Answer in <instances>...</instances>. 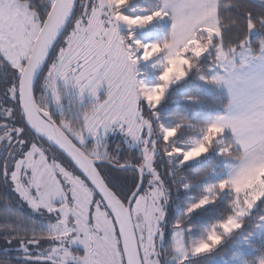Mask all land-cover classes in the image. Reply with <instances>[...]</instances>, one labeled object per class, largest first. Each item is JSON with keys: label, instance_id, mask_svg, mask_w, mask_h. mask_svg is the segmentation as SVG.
Returning <instances> with one entry per match:
<instances>
[{"label": "snow or ice", "instance_id": "obj_1", "mask_svg": "<svg viewBox=\"0 0 264 264\" xmlns=\"http://www.w3.org/2000/svg\"><path fill=\"white\" fill-rule=\"evenodd\" d=\"M0 241L264 264V0H0Z\"/></svg>", "mask_w": 264, "mask_h": 264}, {"label": "trees", "instance_id": "obj_2", "mask_svg": "<svg viewBox=\"0 0 264 264\" xmlns=\"http://www.w3.org/2000/svg\"><path fill=\"white\" fill-rule=\"evenodd\" d=\"M80 0L77 1V4H79ZM211 102V101H210ZM119 140L118 139H110L109 140V143L110 145L112 146H115L116 143H118ZM125 154H127V149L125 148ZM161 172L164 171V167L163 165H161V168H160ZM114 176H117V177H120L121 178V184L122 186L124 187V190L127 191V185L126 184H123V181H122V178L126 175H130V174H125V173H113ZM118 186H121V185H118ZM26 204H23V203H17V208L21 211V212H28V208L25 206ZM3 244V241H0V246H2Z\"/></svg>", "mask_w": 264, "mask_h": 264}, {"label": "rangeland", "instance_id": "obj_3", "mask_svg": "<svg viewBox=\"0 0 264 264\" xmlns=\"http://www.w3.org/2000/svg\"><path fill=\"white\" fill-rule=\"evenodd\" d=\"M110 139H117V138H116V137H110ZM110 139H109V140H110ZM25 206L27 207V205H25ZM27 208H28V207H27Z\"/></svg>", "mask_w": 264, "mask_h": 264}, {"label": "water", "instance_id": "obj_4", "mask_svg": "<svg viewBox=\"0 0 264 264\" xmlns=\"http://www.w3.org/2000/svg\"><path fill=\"white\" fill-rule=\"evenodd\" d=\"M78 0H76V2H77ZM66 155V154H65Z\"/></svg>", "mask_w": 264, "mask_h": 264}]
</instances>
